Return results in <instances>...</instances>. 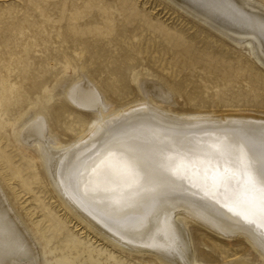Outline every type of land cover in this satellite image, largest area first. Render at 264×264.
Returning <instances> with one entry per match:
<instances>
[{
	"label": "bare ground",
	"instance_id": "1",
	"mask_svg": "<svg viewBox=\"0 0 264 264\" xmlns=\"http://www.w3.org/2000/svg\"><path fill=\"white\" fill-rule=\"evenodd\" d=\"M24 1L40 9L39 16H54L45 31L63 33L68 42V0ZM169 1L228 42L244 45L264 68V5L255 0ZM48 6L51 11H45ZM36 27L30 25L29 33H37ZM121 70L115 67L114 79L123 77ZM80 79L91 85L71 84L64 95L91 113L85 134L58 145L41 113L17 133L23 145L37 148L57 196L108 240L151 253L160 264H198L179 216L221 236L244 237L264 262V182L253 180L264 162V116H174L159 108L173 104L171 88L152 73L134 77L140 101L112 110L103 89L85 74ZM107 89L117 94L115 86ZM0 264H40L34 240L1 189Z\"/></svg>",
	"mask_w": 264,
	"mask_h": 264
},
{
	"label": "rangeland",
	"instance_id": "2",
	"mask_svg": "<svg viewBox=\"0 0 264 264\" xmlns=\"http://www.w3.org/2000/svg\"><path fill=\"white\" fill-rule=\"evenodd\" d=\"M67 5L68 42L63 33L45 31L54 16H39L40 9L24 0H0V189L34 240L40 264H160L151 253L119 247L82 220L49 185L37 148L20 142L19 129L41 113L58 145L85 134L91 113L64 95L71 84L91 85L76 80L81 74L103 89L112 110L140 101L134 77L152 73L171 88L173 104L159 108L174 116H264V68L244 45L228 42L169 0ZM35 23L37 33H29ZM117 65L124 75L114 79ZM179 218L198 264H264L244 237L221 236L200 221Z\"/></svg>",
	"mask_w": 264,
	"mask_h": 264
},
{
	"label": "snow or ice",
	"instance_id": "3",
	"mask_svg": "<svg viewBox=\"0 0 264 264\" xmlns=\"http://www.w3.org/2000/svg\"><path fill=\"white\" fill-rule=\"evenodd\" d=\"M256 175L253 176V180H259L260 182H264V162L260 164V167L255 170Z\"/></svg>",
	"mask_w": 264,
	"mask_h": 264
}]
</instances>
